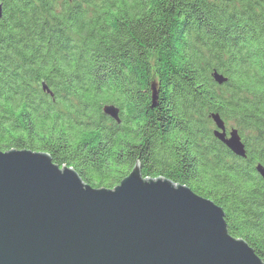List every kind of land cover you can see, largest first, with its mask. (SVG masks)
<instances>
[{"label": "trees", "instance_id": "16d2710c", "mask_svg": "<svg viewBox=\"0 0 264 264\" xmlns=\"http://www.w3.org/2000/svg\"><path fill=\"white\" fill-rule=\"evenodd\" d=\"M0 6V151L46 152L92 187H114L138 163L142 177L220 206L228 233L264 263V0ZM211 113L238 130L245 157L214 137Z\"/></svg>", "mask_w": 264, "mask_h": 264}, {"label": "water", "instance_id": "95a60500", "mask_svg": "<svg viewBox=\"0 0 264 264\" xmlns=\"http://www.w3.org/2000/svg\"><path fill=\"white\" fill-rule=\"evenodd\" d=\"M156 97L152 82V105ZM103 112L119 121L113 105ZM210 117L214 137L245 157L238 130ZM255 170L264 179L261 163ZM0 264L264 263L228 233L220 206L167 177H142L138 163L114 187H92L46 152L9 149L0 151Z\"/></svg>", "mask_w": 264, "mask_h": 264}, {"label": "rangeland", "instance_id": "374dc122", "mask_svg": "<svg viewBox=\"0 0 264 264\" xmlns=\"http://www.w3.org/2000/svg\"><path fill=\"white\" fill-rule=\"evenodd\" d=\"M229 124H231V125H232V124H233V122H232V121H229ZM228 128H230V127H228Z\"/></svg>", "mask_w": 264, "mask_h": 264}]
</instances>
